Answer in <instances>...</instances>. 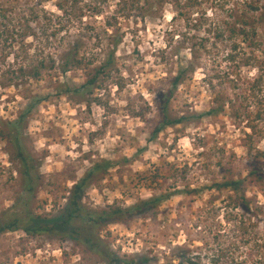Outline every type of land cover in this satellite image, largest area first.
I'll list each match as a JSON object with an SVG mask.
<instances>
[{"label":"rangeland","instance_id":"rangeland-1","mask_svg":"<svg viewBox=\"0 0 264 264\" xmlns=\"http://www.w3.org/2000/svg\"><path fill=\"white\" fill-rule=\"evenodd\" d=\"M128 1L0 0V122L12 123L9 130L22 135L40 178L26 189L15 147L0 138L1 220H10L5 219L9 212L19 214L23 226L29 223L27 213L48 221L65 217L74 185L102 166L83 191L81 221L71 227L82 229L79 239L61 231L0 233V264H105L84 243L94 236L126 260L149 257L150 264H176L174 251L183 247L192 251L195 264H214V259L256 264L259 256L246 245L248 235L233 210L234 194L214 188L248 178L244 129L229 110L204 115L213 99L209 77L218 70L216 63L226 68L224 55L232 38L243 40L245 22L248 41L258 43L256 56L264 59V0H198L192 9L183 7L185 0L125 6ZM73 42L91 52L101 49L99 55L120 43L119 71L104 88L83 93V68L66 77L44 72L40 81H22L21 67L59 60ZM189 63L196 71L171 105L172 115L186 120L153 140L160 124L155 97L171 89L173 77ZM243 73L245 78L254 74L252 69ZM254 145L264 151V139ZM245 191L263 212L253 221L262 231L264 193L251 180ZM166 195L157 209L141 216L92 224L94 213L109 207L129 209ZM21 201L29 206L21 208Z\"/></svg>","mask_w":264,"mask_h":264},{"label":"trees","instance_id":"trees-1","mask_svg":"<svg viewBox=\"0 0 264 264\" xmlns=\"http://www.w3.org/2000/svg\"><path fill=\"white\" fill-rule=\"evenodd\" d=\"M138 1L130 0L125 2V6L133 5ZM175 2L177 4L178 0H175ZM198 6V0H185L183 4V7L190 9ZM120 8L123 9L121 6ZM255 11L258 10L256 9ZM106 26L108 29L113 28L110 22H106ZM249 28L250 26L245 22L241 34L243 40H236L237 36L231 39L230 49L224 55L226 68L223 69L219 63H216L218 70L215 69L216 71H213L212 77H209L208 80L209 91L213 95L212 106L204 116L218 117L224 115L227 110L231 112V118L238 126L244 129V147L248 152L247 164L249 167V174L246 180H251L259 188L260 192L264 193V151H261L254 145L257 138L264 139V59L260 60L256 56V52L260 50L258 43L248 41ZM255 34L253 31V36ZM119 44V42H115L111 51L105 55H99L102 51L101 49L99 53L98 51L91 52V49L82 47L77 42H73L69 49L61 55L59 60L52 58L50 63L44 61L30 68L21 67L22 81H40L45 73L48 76L53 74L54 76L61 75L62 77H66L71 71L83 68L87 72V81L81 86V91L85 94L92 95L95 90L104 88L106 83L113 79V75L119 71L117 69V48ZM244 46L249 51H246ZM82 48L84 49V53H82ZM97 64L99 66H96ZM244 69H252L254 74L251 78L244 77ZM195 71L196 69L193 63H189L186 68H181L172 79L171 89L167 92H161L155 97V104L160 114V124L152 133L153 140L166 128L177 126L186 120L185 117H174L171 113V105L176 92L184 84L187 76L195 73ZM213 81H218V83L214 84ZM68 90L71 91L70 88ZM74 92L80 93L79 91ZM202 116L200 115L199 118ZM19 123L21 122L19 121ZM11 124L8 123L5 125V123L0 122V138L8 140L15 147L18 158L24 168L23 176L26 189L30 188L32 190L33 187L31 185L40 178L38 177L37 170L32 165L34 162L32 156L22 145V135L16 130L12 129L13 132L9 130L8 127L11 128ZM101 169V165H96L87 173L86 177L74 185L70 193L71 198L65 217L48 221L41 216H34L31 213H27L29 223L23 226L20 224V215L9 212L6 214L5 219L10 220L3 222L0 218V233L20 229L27 234L61 231V233L67 234V236L70 235L79 239L78 232L79 230L82 232V229L78 230L71 227H73L75 221H81L80 214L84 212V205L82 203L83 191L90 179L97 173H100ZM246 180H228L214 185V188L218 190H229L234 194V197H230V200L233 210L239 212L237 216L239 217V228L246 236L248 235L249 239H247L248 242L246 245H251L253 247L252 250L259 256L255 259V263L264 264V227L260 231L259 228H255L253 225V221L255 222L259 219V215L261 213L263 214V212L259 206L254 205L247 198L245 191ZM167 197L169 196L155 197L129 209L109 207L108 210L101 213H94L92 224L95 226L110 225L121 222V220L128 219L131 216H141L146 212L157 209ZM20 203H22L21 208L29 206V203L23 201ZM84 243L91 252L103 258L105 264H150L152 262V259L149 257H139L137 260L122 259L112 251L106 249L104 243L98 236L88 238ZM174 252V263L195 264L191 250L178 247ZM229 252V249H225L222 251V254L227 256ZM236 263L243 264V262H235L232 259V264ZM214 264H216L215 259Z\"/></svg>","mask_w":264,"mask_h":264}]
</instances>
